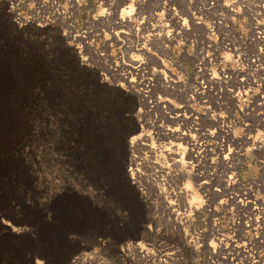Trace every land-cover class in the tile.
Masks as SVG:
<instances>
[{
  "label": "rangeland",
  "instance_id": "1",
  "mask_svg": "<svg viewBox=\"0 0 264 264\" xmlns=\"http://www.w3.org/2000/svg\"><path fill=\"white\" fill-rule=\"evenodd\" d=\"M29 1H20L16 6L18 14H28L22 13V10ZM129 3H132V9L121 21L120 13L128 8L125 6ZM168 3L178 13L200 15V24L188 22L196 33L202 34L199 38L202 43L193 49L184 43H174L169 50H141L138 56L142 58L143 74L151 76L154 82L151 93L183 99V93H176L162 84V77L166 74L174 79H190L195 74L194 64L201 51L206 67L203 69L207 70L206 74L203 70L201 72L206 79L209 71L228 75L227 82L219 84L212 79L209 83L218 96L219 120L226 121L231 117L237 142L235 148L251 147L252 139H248L247 134L264 123V110L258 103L262 88L257 85L264 82V69H253L246 58L253 54L258 58L257 62L264 65V46L260 52L258 44L248 40L251 31L248 17H231L226 13H233L231 9L241 3L249 7L239 8L234 13H264V0H170ZM162 4L160 0H117L109 6L100 0L76 4V13H72L76 24L83 26L91 22L94 30H100L97 44L103 56H99L92 47H83L78 51L54 25L19 23L8 0H0V69L4 70L0 76L10 81L7 92L16 95L17 110L23 112V128H12L1 139L8 137L9 140H0V150L4 148L9 153L7 161L10 159V164L15 165L12 172L0 175V254L8 252L22 260L25 252L39 250L54 260L64 246V233L71 227L82 225L90 228L77 234L79 239L73 264H177L179 260H188L191 253H195L191 257L192 264H210L212 260L216 264H245L249 261V249H256L257 255L264 252V211L257 212L246 201L248 186L256 191L249 175L250 166L259 167L254 159H235L232 162L220 159L215 178L219 191L214 195L216 204L213 211L217 217V229L211 233L210 224L206 223L209 215L205 218L204 212L193 214L189 224L187 222L184 226L187 229L184 238L181 231L184 227L179 228L175 224L173 215L164 205L162 193L155 189L150 173L167 166L177 172L173 178L175 184L197 192L194 161H190L187 155L182 167L176 161H165L161 157L153 161L148 140L133 145L129 143V138L139 131L149 137L151 130L165 131L159 125L174 127L179 123L181 128L182 122L187 120L182 117L177 123L171 122L169 117H165V108L147 106L145 99L136 93L138 86L130 80L131 77L140 79V75L125 73L126 77L119 78L124 72L121 65L130 62L136 51L115 42V29L130 27L137 13H158ZM106 10L109 11L107 14L104 13ZM39 14L42 16L44 13ZM258 20L261 23L264 17ZM24 36L40 40L41 44L47 42L46 46L53 48L61 64L77 70L81 82L102 85V94L116 96H112L104 107L93 105L86 95L69 100L59 91L52 76L37 64L34 42ZM94 45L97 46L96 42ZM226 45L237 47L239 55L231 53ZM80 55L86 59L82 61ZM152 69H160V75L159 72H156L158 76L152 75ZM37 88L39 91H35ZM229 89L234 92L239 89L242 93L234 99L235 104L228 94ZM128 107H132L133 111L128 112ZM57 113L60 115L57 116ZM49 114L58 121L56 130L48 128ZM69 114L73 119H69ZM25 117L39 122L38 134L42 140H55L57 151L69 152L79 160L80 166L98 188L90 184L87 190L73 186L71 191H66L61 186L55 191L50 189L47 197L25 204L23 196L17 195V189L21 185L30 189L35 179L29 171L31 165L26 164L20 154L21 139H33V125L28 124ZM139 123H142L141 129ZM152 123L155 128H152ZM160 137L161 140L177 142L163 134ZM166 145L157 148L162 149ZM170 149L175 150V145ZM134 154L141 163V172L135 182L128 172L131 167L129 156ZM53 170H56L55 167ZM229 171H236L237 176L228 179ZM262 178L259 176L255 182ZM129 185L134 194L126 195ZM152 193L157 194L155 202H152ZM235 194L241 196H234L232 200L231 196ZM256 194V201L264 202V185ZM237 198L243 200L237 201ZM14 201L17 210L21 209V217L9 211ZM196 232L204 241L201 246H198L201 239L197 241ZM210 239L215 241L214 250L207 247ZM65 247L72 246L65 244ZM31 264H49V259L34 255L31 256ZM256 264H261V261L257 260Z\"/></svg>",
  "mask_w": 264,
  "mask_h": 264
},
{
  "label": "bare ground",
  "instance_id": "2",
  "mask_svg": "<svg viewBox=\"0 0 264 264\" xmlns=\"http://www.w3.org/2000/svg\"><path fill=\"white\" fill-rule=\"evenodd\" d=\"M21 0H8L9 7L11 11L16 13V20L19 23H32L37 25H54L63 34L65 39L76 48L81 51L83 47H92L96 49V54L103 56L100 50V45L97 44V40L100 38V30H94L92 23L87 22L83 26H78L76 24L74 14L76 13L75 5H80L82 2L87 0H48L47 4L44 0H30L24 5L22 13L23 16L17 10V5ZM101 2L107 3L109 6L111 3L117 0H100ZM129 1H152V0H129ZM162 1V8L158 13H137L135 20L132 21L130 27H120L115 29V42H119L120 46L131 47L136 51L135 55L130 57V62L123 63L121 69L124 70L121 77H126L125 73H129L130 76L134 73L140 75L141 78L135 79L131 77L130 80L135 82L138 86L136 93L143 97L147 103V106L154 107L160 106L161 109L165 108L164 114L166 118H170V121L177 123L180 118L184 117L187 119L184 123L182 122V127H179V123L174 127H169L168 125H159L166 131L160 132L156 130L152 134L146 136L143 131H139L137 134L132 135L129 138V143L131 145L137 144L138 142L143 143L146 139L149 141L150 151L154 155L153 161H157L156 158H162L165 161L171 160L179 163L180 167L186 162V155L190 157V161L195 163V174L197 183V192H193L187 187L175 184L173 178L177 175V172L167 166L159 171H154L150 173L153 182L155 181V189L162 193V199L168 212L173 215V220L175 224L179 225V228L184 227L189 224L190 216L198 213H205V218H207L206 223L210 224L211 233L215 231L218 225L217 217L214 214L216 198L214 195L219 191V188L215 182V178L219 172V161L223 159L225 162H232L233 160H243L254 159L258 163L259 158L264 156V123L259 124L255 128L253 133L249 132L247 134L248 139H252V146L249 148H242L238 146L235 148V133L233 131V122L231 117L228 120H219L218 114V96L216 92L211 90V85H209L212 79L216 80L219 84L227 82L228 75L222 73V75L215 74L214 71H209L208 79H206L203 72L206 74L207 70L203 69V55L199 51L196 61H195V74L193 77H177L174 79L168 77L164 74L163 83L165 87L175 91L176 93H183V99H177L176 96H154L151 93V89L154 86V82L151 76H146L143 74V67L141 65L142 58L138 56L139 52L148 49H166L169 50L174 43H184L189 45L192 49L197 48L202 40L199 33H196L192 27H190L189 22L193 24H200V15L196 13L182 14L178 13L173 7L170 8L168 3L170 0H160ZM189 1V0H186ZM235 2V0H233ZM132 3H129L125 7L127 9H122L120 13L121 21L127 18V14L130 13L129 10L132 8ZM174 6V5H173ZM231 8V7H230ZM59 9H64L60 11ZM173 11H172V10ZM233 11V9H231ZM109 11H104L108 13ZM172 12V13H170ZM226 13L231 17H237L239 15L246 16L249 19L248 26L250 27V37L249 41L258 44L257 49L261 52L264 46V23H260L258 18L264 17V13ZM39 13H44L40 16ZM103 13V15H105ZM133 12H131L132 14ZM130 14V15H131ZM221 13H219L220 15ZM224 14V13H223ZM225 15V14H224ZM187 16H189L187 18ZM216 16H218L216 14ZM223 16V15H222ZM220 17V16H219ZM191 19V20H190ZM216 22V21H214ZM117 23H119L117 21ZM213 23V22H212ZM192 24V25H193ZM122 25V24H121ZM210 25V24H209ZM211 28V27H210ZM213 28V26H212ZM211 28V29H212ZM210 31V30H209ZM213 34V33H212ZM96 42V45L94 43ZM230 49L231 53H237L238 48L234 46L226 45ZM141 51V52H142ZM81 56V55H80ZM247 57L250 67L253 69H264V65L257 62V59L253 57ZM82 58V56H81ZM86 57L82 58L84 61ZM4 70L0 69V73L3 74ZM159 72L160 69H152V75ZM224 72V71H222ZM144 75V77H143ZM157 75V74H156ZM158 76V75H157ZM137 81V82H136ZM10 81L0 76V140L4 137L9 130H14L16 128H23V112L17 110L15 103L18 102L15 94L8 93L7 89ZM12 84V82H11ZM258 86L262 88V93L260 94V101L258 102L262 109L264 110V82H258ZM229 96L232 97V103L235 104L234 99L241 96V92L238 89L236 92L233 89H229ZM197 105V107H194ZM188 113V114H186ZM156 123V122H155ZM140 129L142 123H139ZM152 128H155L154 123L151 124ZM23 130V129H22ZM220 130L222 134L220 135ZM20 131V130H19ZM171 132V133H170ZM160 134L165 137L177 140L173 142L170 139L168 141L161 140ZM170 135L172 137H170ZM254 136V137H252ZM9 138L6 137L1 141H8ZM168 142V143H167ZM242 142V141H240ZM246 142V139H245ZM164 148L158 149L157 146L165 145ZM172 144V145H170ZM176 147L175 150H171L170 147ZM157 151V152H156ZM9 153L2 148L0 150V175L3 173L12 172L15 165L10 164L7 161ZM139 158L136 154L129 156V163L131 167L128 168L131 180L135 182L137 180V175L141 172L139 167L140 162L137 161ZM264 173V169H262ZM5 175V174H4ZM236 171H229L227 174L228 179L236 177ZM139 184V183H138ZM248 186L247 199L249 205L260 212L264 211L263 200L260 202L256 201L257 191L264 185V176L260 181H253L252 184ZM154 187V186H153ZM245 193V192H244ZM157 194L152 193V202H155ZM253 195V197H252ZM234 196H241V194L232 195L231 199L234 200ZM236 198V197H235ZM252 198V199H251ZM243 199L237 198V201H242ZM244 204V202H242ZM185 227L181 228L183 231V237L186 238ZM201 232V231H199ZM196 232L197 241L201 239L198 246L202 245V238L199 237L200 233ZM189 241V238L187 239ZM196 241V240H195ZM193 244V243H192ZM195 247V245L193 244ZM207 247L214 250L215 241L210 239L207 241ZM229 248V246H226ZM87 257V256H86ZM84 260L85 258H81ZM81 260V261H82ZM87 260V259H85ZM210 264H216L212 260ZM245 264H250V261H246Z\"/></svg>",
  "mask_w": 264,
  "mask_h": 264
},
{
  "label": "clouds",
  "instance_id": "3",
  "mask_svg": "<svg viewBox=\"0 0 264 264\" xmlns=\"http://www.w3.org/2000/svg\"><path fill=\"white\" fill-rule=\"evenodd\" d=\"M47 2L48 0H44L45 4H47ZM247 7H249L248 4L241 3L238 7L233 8V11H239V8ZM59 10L64 11V9ZM261 22L264 23V20ZM24 37L30 42H34L33 52L35 53L37 64L42 66L52 76L58 85L59 91L69 100H72L77 96L86 95L90 103L104 107L109 103L112 96H116L102 94L100 92V88L103 87L102 85L81 82L78 78L77 70L61 64L56 57L53 48L50 45L46 46L47 42L41 44L40 40L31 39L27 36ZM35 91H39V89L37 88ZM116 93L118 94V90H116ZM93 110L95 111L96 107H94ZM124 110L125 109L122 111ZM126 110L132 112L133 108L128 107ZM59 115L60 113H57V116ZM128 118L130 119L131 117ZM25 119L28 124L33 125L31 133L33 139L29 140L28 137L21 139L19 145L21 149L20 154L25 163L31 165L29 171L31 175L35 177L30 189H25L22 185L17 189V195L23 196L25 204H27L26 202L36 201L41 197H47L50 189L55 191V189L61 186L66 191H71L73 186H78L80 189L87 190L90 184L98 188L86 173V170L80 166L79 160L69 152L57 151L55 149V140L49 139L45 141L39 137V127L37 126L39 122L32 121L27 117H25ZM69 119H73L71 114H69ZM48 121V128L56 130L58 125L56 117L49 114ZM40 126H42V124H40ZM64 126L67 127V124ZM58 135L59 133L57 131V136ZM260 138L264 139V136H261ZM258 164V168L250 166L249 175L252 177L253 181H256L259 176H264V173H261V170L264 169V156L259 158ZM54 167L56 169L55 171L53 170ZM126 179L125 176V182ZM125 194H134V190L130 185ZM15 205L17 204L14 201L13 206L9 207V211L21 217V209L19 207L17 210ZM88 228L90 227L87 225L69 228L63 236L65 242L64 246L60 253L55 256L54 260L39 250L25 252L22 260L13 254L3 252L0 254V264H31L32 255L45 256L46 259H49V264H73V254L79 239L77 234L82 233ZM65 244L71 245L72 247L66 248ZM256 253V249L248 250L250 264H256L257 260H260L261 264H264V252H259L258 255ZM192 256H195V253H191L188 260H179L177 264H192Z\"/></svg>",
  "mask_w": 264,
  "mask_h": 264
},
{
  "label": "crops",
  "instance_id": "4",
  "mask_svg": "<svg viewBox=\"0 0 264 264\" xmlns=\"http://www.w3.org/2000/svg\"><path fill=\"white\" fill-rule=\"evenodd\" d=\"M32 256H34V255H32Z\"/></svg>",
  "mask_w": 264,
  "mask_h": 264
}]
</instances>
